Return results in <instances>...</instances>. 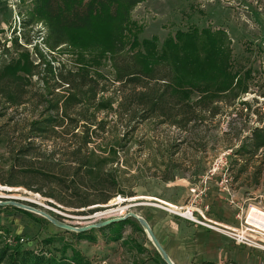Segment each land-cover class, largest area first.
I'll return each instance as SVG.
<instances>
[{
  "label": "rangeland",
  "instance_id": "374dc122",
  "mask_svg": "<svg viewBox=\"0 0 264 264\" xmlns=\"http://www.w3.org/2000/svg\"><path fill=\"white\" fill-rule=\"evenodd\" d=\"M32 9L33 0H0V36L7 40L6 47L12 46L14 37L25 47L24 57L14 71L26 81L23 105L10 106L0 95V186L8 189L0 192V198L17 199L67 225L85 227L123 218L129 212L136 214L135 211L151 206L177 216L162 206L164 201L151 200V193L166 194L169 189L165 182L177 176L189 177L194 183L192 188L201 185L204 191L210 182L202 180L213 176L220 195L230 198L236 209L235 226L228 227L226 222L223 225L230 232H245L250 210L264 212V185L237 189L228 169L235 151L251 136V129L264 125V0H143L131 13L130 34L121 52H116L117 46L109 34L94 31L76 34L68 45L51 50L45 43L46 29L42 22L32 18ZM23 36L29 43H25ZM11 55L15 58L16 52L13 50ZM133 63L135 68L152 71L155 81L149 82L150 89L156 87V80L167 76L170 91L177 89L181 93L172 103L182 102L186 96L190 103L208 99L213 101L209 109L218 113L204 124L190 125L188 129L171 123L180 120L181 115L177 119L171 117L170 121L157 117L142 121L146 113L141 112L138 103H129L139 86L134 89L114 81L115 66L123 69ZM85 67L89 72L82 79L75 77ZM64 80L90 86L85 88L87 93L82 96L81 105L73 106L69 116H55L52 112L54 117L50 118L47 110L56 103L62 107L66 99L72 98L69 94L75 93L65 90ZM235 86L238 94L242 86L248 93L239 98L224 93L227 89L233 92ZM242 102L249 107L242 106ZM119 103L122 107L115 112ZM80 106L88 109L86 117L74 115ZM258 115L262 116L261 122ZM45 120L59 123L51 124L55 133L47 140L34 139L29 153L37 159L30 161L27 156L22 167H14V174L9 176L10 151L28 147L25 139L30 124ZM73 121L78 122L74 131ZM87 129L91 132L90 140L75 155L80 139L74 138V134L82 137L81 132ZM84 154L91 158L86 170L93 169L102 178L108 175L116 181L115 190L107 189L115 194L106 204L97 203L104 193L72 197L63 193L65 185L56 179H33L27 174L28 170L37 169L52 172L62 180L64 173L70 174L77 168V156ZM185 163L193 167L181 170ZM7 180L19 185L1 183ZM172 196L179 197L177 193ZM205 196L206 193L200 198L191 197L190 202L179 205L201 209L206 205L201 204ZM226 205H220L221 210ZM23 212L0 207V264H9L15 252L19 261H28L27 255H31L49 264H107L100 254L86 258L84 242L96 248L102 238L103 242H116L124 223L141 230L152 247L138 222L131 218L77 236L35 214ZM107 250L114 251L115 247ZM156 256L161 260L157 253Z\"/></svg>",
  "mask_w": 264,
  "mask_h": 264
},
{
  "label": "trees",
  "instance_id": "16d2710c",
  "mask_svg": "<svg viewBox=\"0 0 264 264\" xmlns=\"http://www.w3.org/2000/svg\"><path fill=\"white\" fill-rule=\"evenodd\" d=\"M142 2L143 0H33L32 18L43 23L46 29L45 43L48 44V47L51 50L58 49L63 45H68L73 41L74 35L76 34L94 31L100 34H109L112 40H114L113 44H116L117 46L116 52H121L123 49V43L126 37L130 34V27L132 26L130 23L131 13ZM23 39L25 43H29V39H27L26 36H23ZM11 41L12 46L6 47L7 40L2 39L0 36V60H2V56H4V58L6 56L12 57L11 53L13 50L16 52L15 58L12 57L9 60H2L1 62L0 95H2L3 99H5L10 106L18 107L24 104L22 93L26 86V81H24L22 76L14 70L18 67L20 60L24 57L25 51L23 49H25V47L18 42V38L16 37ZM135 67L134 63L125 66L123 69L115 66L114 81L117 83H127V85H132L134 89L139 86L138 89L140 90H132L133 95L129 98V103H138L137 106L140 107L141 112L146 113L147 117L142 121L152 117L170 121L171 117L177 119L178 116L181 115L180 120L171 123L178 124L182 129H188V126L190 125L204 124L205 120L209 117L212 118L218 113V111L216 112L209 109V106L213 101H209L208 99L207 101L203 100L207 103L201 105L203 101L199 103H190L189 96H186L185 99L182 100L184 103H182L181 100L172 103L171 100L178 97L181 93L177 89L170 91V87L166 83L167 76L158 81L156 80V87L154 85L150 89L149 82L151 81L152 84V81H155V78L152 76V71H148L140 66L138 68ZM88 72L87 67L82 68L81 70H78V74L75 77L82 79V75ZM142 81H145V83H142ZM141 85L144 86L142 87ZM62 86H66L65 90L70 93H75L69 94L72 98L66 99V102L63 103L62 107H59L58 103L51 106V108L47 110V113L51 114L50 118L54 117L52 112H55V116H69V111L73 106L76 107L77 104L78 106L81 105L82 96L87 93L85 88L90 85L82 82L77 84L74 80H64ZM236 86L233 92L229 91L230 89H227L224 93L226 95H231L232 98H239L240 94L248 93L245 86H242L241 89H239L238 94ZM93 91L94 90L91 88L90 92ZM241 104L245 108L249 107L247 102H242ZM179 106L182 107L179 108ZM121 107L122 106L119 103L115 112L119 111ZM87 112V108L80 106L79 111L74 112V115L86 117ZM261 120L262 116L258 115V121L261 122ZM53 123L56 122L45 120L42 122L34 121L30 124L29 135L28 138L25 139L26 146L29 148L25 147L23 150L10 151L12 168L9 172V176L14 174V167H22V162L27 156L30 157V161L37 159V156H33V154L29 153L32 150L30 147H32L33 140L40 138H43L44 140L49 139V135L55 133L51 125ZM73 124L74 127H72V131L77 128L78 122L73 121ZM90 133L89 129H87L81 132L82 137L74 134V138L80 139L77 140L80 143V148L76 149V152L74 153L75 155L79 154V149H84L86 147L90 140ZM250 135V137L245 138L242 141L240 147L233 154L228 169L232 184H235L237 189H255L264 185V125L262 127L252 128ZM1 136L2 134H0V137ZM86 157L88 156L85 154L84 156H77V160H75L78 165L77 168L70 174L64 173V179L62 180L56 178L57 176L52 172L43 173L37 169L28 170L27 174L33 179H38L40 176H43L50 181L56 179L62 185H65L63 193L72 197H85L86 195L93 193H104L103 197L97 203L106 204L115 194L108 192L107 189L112 187V189L115 190L116 181L108 175L102 178L101 174L95 172L93 169L86 170L91 163V158ZM1 183L9 186L19 185V183L12 182V180H7ZM66 183H69L70 185H66ZM21 185L30 189V186L26 184ZM35 191L37 192L38 190ZM45 196L55 199V196L52 194H46ZM90 203L95 204L93 202ZM85 234L86 233H83L77 236H84ZM17 254L18 252L14 253L9 264H49L36 259V257L33 258L31 255H27L29 257L28 261L24 259L19 261L15 257ZM31 257L32 263L29 262Z\"/></svg>",
  "mask_w": 264,
  "mask_h": 264
},
{
  "label": "crops",
  "instance_id": "0c3cea01",
  "mask_svg": "<svg viewBox=\"0 0 264 264\" xmlns=\"http://www.w3.org/2000/svg\"><path fill=\"white\" fill-rule=\"evenodd\" d=\"M192 167L185 163L180 169ZM202 181L210 182L207 184L209 187L206 186L204 191H201L203 188L201 185L199 188H192L194 183L190 182L189 177L170 178L165 182L167 183L165 187H168L169 191H165L166 194L151 193V200H161L180 207L181 204L190 202L191 197L200 198L206 193L204 200L201 199V204L209 206L208 218L222 224L226 222L228 227L235 226L236 209L233 202L230 204L231 199L220 195L213 182V176ZM170 190H173V193ZM175 193L179 197L172 196ZM220 205H226L223 207L226 209L221 210ZM135 213L148 223L153 235L173 264H264V252L239 246L228 233L208 230L154 206L140 209ZM121 232L116 242L112 243L110 239L108 242H103V238L97 241L99 242L96 243L99 245L97 248L85 241L84 256L90 260L89 257L93 255H103L107 264H164L156 256V252L148 244L141 230L124 223ZM88 246L90 247L87 248ZM112 246L115 250L108 251L107 249Z\"/></svg>",
  "mask_w": 264,
  "mask_h": 264
},
{
  "label": "water",
  "instance_id": "95a60500",
  "mask_svg": "<svg viewBox=\"0 0 264 264\" xmlns=\"http://www.w3.org/2000/svg\"><path fill=\"white\" fill-rule=\"evenodd\" d=\"M1 191H5V190H1ZM0 199H5V198H0ZM0 207H10V208H15V209H18V210H21L24 212H28L31 214H35V215L43 218L44 220L49 222L52 226H54L58 229L63 230V231L68 232V233H74L77 235L90 232L91 230H99V229L105 228L109 225H112L115 223H120V222L125 221L128 218H131V219H134L138 222V224L140 225L141 229L143 230L146 238L148 239V241L150 242V244L152 245V247L154 248L156 253L159 255L161 260L164 262V264H173L171 259L168 257V255L165 253V251L162 249L159 242L157 241V239L153 235V232L150 229L148 223L143 218H141V217H139L136 214L131 213V212L126 214V216H124L123 218L112 219V220H108V221L97 223V224H91V225H88L85 227H73V226L67 225L64 222L48 215L47 213H45L41 210L36 209L32 205L22 203L21 201H19L17 199H8L7 198V199H5V201L0 200Z\"/></svg>",
  "mask_w": 264,
  "mask_h": 264
},
{
  "label": "built area",
  "instance_id": "2783aa9c",
  "mask_svg": "<svg viewBox=\"0 0 264 264\" xmlns=\"http://www.w3.org/2000/svg\"><path fill=\"white\" fill-rule=\"evenodd\" d=\"M155 201L161 202L159 200H155ZM162 206L171 210L172 213H174V215H177L180 217L183 216L184 218L188 219L192 223L202 226L208 230L228 233L231 235L234 241L240 242L250 248L260 249L264 252V230L256 225L248 224L247 217L245 220L246 224H244L245 232L243 231L241 232L238 230H234L230 232L231 230L228 227L224 226L221 223H218L217 221H213L207 217L206 214H207L209 207L206 205L203 206V208L198 209V210H194L192 209V207L190 208L187 206L178 207V206H174L172 204L170 205L164 202H162ZM195 213L197 214V216L194 215Z\"/></svg>",
  "mask_w": 264,
  "mask_h": 264
},
{
  "label": "bare ground",
  "instance_id": "6f19581e",
  "mask_svg": "<svg viewBox=\"0 0 264 264\" xmlns=\"http://www.w3.org/2000/svg\"><path fill=\"white\" fill-rule=\"evenodd\" d=\"M5 189H7V188L6 187L3 188L0 186V192H2L1 190H5ZM120 201H122V200H120ZM247 219L249 220L248 221L249 224L256 225V226H258L264 230V212H261L258 209L252 208L250 210V213L248 214Z\"/></svg>",
  "mask_w": 264,
  "mask_h": 264
}]
</instances>
